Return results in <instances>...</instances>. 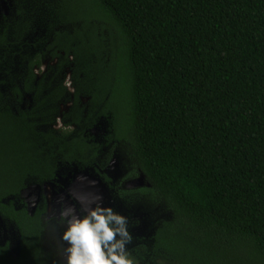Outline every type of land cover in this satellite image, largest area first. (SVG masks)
I'll return each mask as SVG.
<instances>
[{
  "label": "trees",
  "instance_id": "16d2710c",
  "mask_svg": "<svg viewBox=\"0 0 264 264\" xmlns=\"http://www.w3.org/2000/svg\"><path fill=\"white\" fill-rule=\"evenodd\" d=\"M62 1V23L81 28L56 48L88 60L94 110L105 102L102 114L112 112L116 135L171 207L159 248L180 264H264V0ZM13 2L0 32V215L20 253L1 243L0 264H65L56 220L17 198L64 166L93 165L97 115L72 117L79 130L50 127L59 110L47 105L61 97L38 100L33 72L45 53L27 62L20 89L15 49L35 25L27 0ZM27 93L34 104L22 109Z\"/></svg>",
  "mask_w": 264,
  "mask_h": 264
},
{
  "label": "rangeland",
  "instance_id": "374dc122",
  "mask_svg": "<svg viewBox=\"0 0 264 264\" xmlns=\"http://www.w3.org/2000/svg\"><path fill=\"white\" fill-rule=\"evenodd\" d=\"M27 2L33 9L35 28L33 27L27 42L15 49L16 53L23 52L17 54L19 59L24 57L18 64L16 82L23 90L27 62L34 59L37 54L45 53L40 70L34 69L33 72L36 76L34 85L40 89L38 100L51 91L59 93L61 97L60 100L54 103L50 101L47 105V109L51 107V110L55 108L59 110L55 122L50 127L53 129L71 127V130H79L72 122V117L81 113L84 116L91 112L95 113L97 115L95 120L89 121L88 125L100 147L98 155L92 162L93 165L64 166L56 182H45L37 187L36 184L29 185L26 188L29 192L25 194L31 198L35 196L39 198V207L46 209L47 220L56 219L53 223L60 234L64 230L63 224L59 222L62 209L74 207L79 212L83 211L88 202L98 195L103 198L101 201L103 206L111 207L127 217L132 241L126 248L134 264H180L177 259L159 248L157 243L164 221L172 216L171 207L141 171L128 142L116 135L112 112L106 110V115L102 114L105 102L96 106L94 110L92 93L86 86L87 82L93 81H90L89 77L85 78L84 70L85 65L88 68V60L74 54L66 55V52L56 48L57 44L65 43L66 36L61 34L65 32L71 36L76 30H80L81 23L67 25L62 23L64 16L62 0ZM13 9V0H0V32L3 14H11ZM104 35L106 44H109L108 34ZM20 43L21 41L18 44ZM52 48L57 49L56 57L51 53ZM66 60L68 63L57 69L58 62ZM92 60L95 61L96 57ZM76 93L79 94L80 100L75 105ZM20 104L22 109H29L34 104L32 95L24 94ZM67 114L68 116L64 117ZM17 199L20 204L24 201L29 211L27 198L23 192ZM80 201H83V204ZM6 241L11 243L13 256L16 257L19 252V233L13 224L8 223L0 215V244Z\"/></svg>",
  "mask_w": 264,
  "mask_h": 264
},
{
  "label": "clouds",
  "instance_id": "9594fccd",
  "mask_svg": "<svg viewBox=\"0 0 264 264\" xmlns=\"http://www.w3.org/2000/svg\"><path fill=\"white\" fill-rule=\"evenodd\" d=\"M102 199L97 195L79 213L74 207L60 212L65 264H134L126 248L132 241L127 217L103 206Z\"/></svg>",
  "mask_w": 264,
  "mask_h": 264
},
{
  "label": "flooded vegetation",
  "instance_id": "af4514ba",
  "mask_svg": "<svg viewBox=\"0 0 264 264\" xmlns=\"http://www.w3.org/2000/svg\"><path fill=\"white\" fill-rule=\"evenodd\" d=\"M39 67H41V65H36L35 67H34V69H37V71H39L40 69H39ZM34 69H33V71H34ZM18 81V80H17ZM33 97V96H32ZM34 99V98H33ZM31 108V107H30ZM29 108V109H30ZM47 182H56V181H47ZM45 183V182H44ZM43 183V184H44ZM43 184H40V185H43ZM36 187H37V185H36ZM35 187V188H36ZM40 188H42V187H40ZM25 189H23L22 190V192L24 191ZM26 191H28V190H26ZM25 191V192H26ZM25 192H24V196L27 198V203H28V208H29V211H30V214H34L35 212H36V210H37V208L39 207V198H37L36 196H35V198H31V196H27L26 194H25ZM29 192V191H28ZM46 193V192H45ZM47 194V193H46ZM30 199V200H29ZM26 204V203H25ZM27 206V205H26ZM41 209V208H40ZM43 209V208H42ZM28 210V209H27ZM78 210V209H77ZM28 211V212H29ZM46 212V211H45ZM79 212V211H78ZM45 219H46V216H45ZM47 220V219H46ZM53 220H56V219H53ZM53 220H51L50 219V221H53ZM59 221H60V218H59Z\"/></svg>",
  "mask_w": 264,
  "mask_h": 264
},
{
  "label": "water",
  "instance_id": "95a60500",
  "mask_svg": "<svg viewBox=\"0 0 264 264\" xmlns=\"http://www.w3.org/2000/svg\"><path fill=\"white\" fill-rule=\"evenodd\" d=\"M19 245V249H20V241L18 242ZM12 250V249H11ZM19 251V250H18ZM20 252H18V254L16 255V257L19 255Z\"/></svg>",
  "mask_w": 264,
  "mask_h": 264
},
{
  "label": "bare ground",
  "instance_id": "6f19581e",
  "mask_svg": "<svg viewBox=\"0 0 264 264\" xmlns=\"http://www.w3.org/2000/svg\"><path fill=\"white\" fill-rule=\"evenodd\" d=\"M25 192V191H24ZM24 192H23V194H24ZM28 191H26L25 193H27Z\"/></svg>",
  "mask_w": 264,
  "mask_h": 264
}]
</instances>
